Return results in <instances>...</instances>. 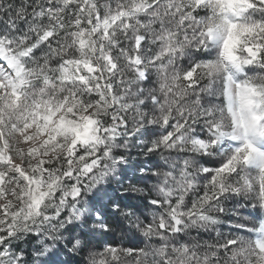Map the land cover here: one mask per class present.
I'll return each instance as SVG.
<instances>
[{
  "label": "snow or ice",
  "instance_id": "obj_1",
  "mask_svg": "<svg viewBox=\"0 0 264 264\" xmlns=\"http://www.w3.org/2000/svg\"><path fill=\"white\" fill-rule=\"evenodd\" d=\"M0 264H264V0H0Z\"/></svg>",
  "mask_w": 264,
  "mask_h": 264
}]
</instances>
